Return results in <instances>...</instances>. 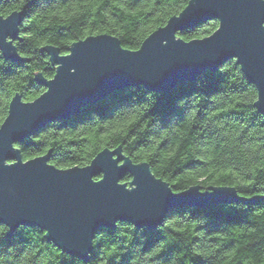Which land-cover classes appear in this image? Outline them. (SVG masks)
<instances>
[{
    "label": "trees",
    "instance_id": "obj_1",
    "mask_svg": "<svg viewBox=\"0 0 264 264\" xmlns=\"http://www.w3.org/2000/svg\"><path fill=\"white\" fill-rule=\"evenodd\" d=\"M188 0H0V15L24 10L14 41L21 63L0 52V124L11 98L31 101L44 91L34 78H51L55 65L42 50L61 54L90 34L109 33L124 48L179 13ZM216 19L177 32L185 40L212 33ZM257 90L235 59L177 83L169 92L143 85L116 90L68 119L45 124L16 143L24 160L50 151L59 168L84 166L104 147H122L147 162L174 192L232 186L244 201L170 209L154 230L118 221L99 227L87 260L62 252L36 226L11 236L0 224V264H264V115ZM98 176L96 177V179ZM126 173L122 182H129Z\"/></svg>",
    "mask_w": 264,
    "mask_h": 264
},
{
    "label": "water",
    "instance_id": "obj_2",
    "mask_svg": "<svg viewBox=\"0 0 264 264\" xmlns=\"http://www.w3.org/2000/svg\"><path fill=\"white\" fill-rule=\"evenodd\" d=\"M23 14L20 9L0 15V52L18 63L24 58L14 41ZM212 19L218 25L207 36H177ZM42 50L55 65L54 75L47 79L37 73L34 79L44 91L31 101L16 93L0 124V224L7 226V236L21 225L36 226L62 252L87 260L99 227L125 221L154 230L175 207L245 200L232 186L203 190L194 184L174 192L147 162H133L120 146L102 148L84 166L59 168L49 162L50 151L24 160L16 143L116 90L143 85L167 93L229 59H235L255 86L254 106L264 115V0H188L135 50L124 48L109 33L74 41L66 54L49 44ZM126 173L131 179L122 182Z\"/></svg>",
    "mask_w": 264,
    "mask_h": 264
}]
</instances>
